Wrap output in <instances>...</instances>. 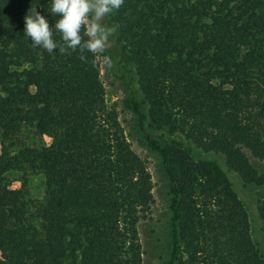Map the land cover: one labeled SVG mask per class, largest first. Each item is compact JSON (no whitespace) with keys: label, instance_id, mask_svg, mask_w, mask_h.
Instances as JSON below:
<instances>
[{"label":"trees","instance_id":"1","mask_svg":"<svg viewBox=\"0 0 264 264\" xmlns=\"http://www.w3.org/2000/svg\"><path fill=\"white\" fill-rule=\"evenodd\" d=\"M36 6L54 21L49 0H0V264H144L150 173L106 103L96 55L31 45L24 16ZM106 23L117 29L112 70L170 183L166 264H264L220 167L150 130L264 186L251 163L264 161V0H124ZM27 128L49 143H29ZM32 173L42 176L34 200ZM256 211L264 232V195Z\"/></svg>","mask_w":264,"mask_h":264},{"label":"rangeland","instance_id":"2","mask_svg":"<svg viewBox=\"0 0 264 264\" xmlns=\"http://www.w3.org/2000/svg\"><path fill=\"white\" fill-rule=\"evenodd\" d=\"M109 48L104 55H108ZM100 78L105 90L106 103L117 111L118 118L124 129L125 136L131 144L134 152L143 160L150 173L152 180L153 202L151 206V215L148 221L142 222L139 227V237L142 244V255L144 264H166L170 252V217L171 212L168 208L170 195V183L162 167L160 155L149 149L138 131V122L134 116L131 106L126 99V89L124 83L111 69L105 68L103 64V55H96ZM128 68H132L130 65ZM140 96V94H139ZM138 98V90H137ZM141 98V96H140ZM154 134L166 142L177 141L185 147H189L195 156H200L210 163H216L225 175L231 181L234 189L241 197L245 209L248 212L251 224V234L254 241L264 256V232L261 221L258 217L256 208L260 197L264 195V186H244L240 177L227 170L220 156L205 153L194 146H191L180 135L169 134L166 130L150 129ZM26 140L29 143L47 144L50 139L47 136L36 135L30 128L26 129ZM251 163L261 172L264 173V161L251 158ZM9 176V187L12 192L20 187V173L11 170ZM42 176L38 173L30 175L28 198L34 200L41 197Z\"/></svg>","mask_w":264,"mask_h":264},{"label":"clouds","instance_id":"3","mask_svg":"<svg viewBox=\"0 0 264 264\" xmlns=\"http://www.w3.org/2000/svg\"><path fill=\"white\" fill-rule=\"evenodd\" d=\"M49 3L48 14L55 17L52 23L37 6L24 16L23 33L31 45L48 53L59 49L103 55L105 68L111 69L113 61L104 54L117 29L109 26L106 20L121 8L124 0H49ZM56 34L59 40L54 38ZM80 58L86 59L84 55Z\"/></svg>","mask_w":264,"mask_h":264}]
</instances>
